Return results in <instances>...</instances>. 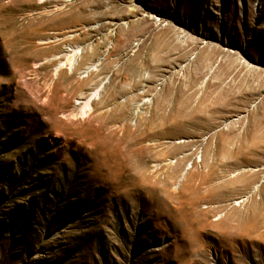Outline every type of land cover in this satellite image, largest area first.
I'll return each instance as SVG.
<instances>
[{
    "label": "rangeland",
    "instance_id": "rangeland-1",
    "mask_svg": "<svg viewBox=\"0 0 264 264\" xmlns=\"http://www.w3.org/2000/svg\"><path fill=\"white\" fill-rule=\"evenodd\" d=\"M0 264H264V0H0Z\"/></svg>",
    "mask_w": 264,
    "mask_h": 264
},
{
    "label": "bare ground",
    "instance_id": "bare-ground-1",
    "mask_svg": "<svg viewBox=\"0 0 264 264\" xmlns=\"http://www.w3.org/2000/svg\"><path fill=\"white\" fill-rule=\"evenodd\" d=\"M24 1V0H23ZM60 37H58L57 35L55 36V37H52V38H50L49 40H53V41H55L56 39H59ZM78 49H79V47H78ZM77 49V47H70L69 48V50H73V51H75V52H77V51H79ZM72 62H73V60H72ZM75 62V61H74ZM63 64V62L61 63H58L57 64V66H59V65H62ZM71 66V65H70ZM60 68V67H59ZM75 68V67H74ZM96 68V65L95 64H87V66L85 67V70H84V72H90L91 70H93V69H95ZM101 86V85H100ZM100 90V87L94 92V94H96L98 91ZM98 95V94H97ZM94 96V95H93ZM91 99V98H90ZM78 102H80V101H78ZM87 102H89V100H87ZM89 104V103H88ZM87 104V105H88ZM85 106V105H84ZM89 106V105H88ZM89 108V107H88ZM75 116V115H74ZM61 234L60 233H58V236H60ZM36 256H38V254L36 253L35 254V257Z\"/></svg>",
    "mask_w": 264,
    "mask_h": 264
}]
</instances>
